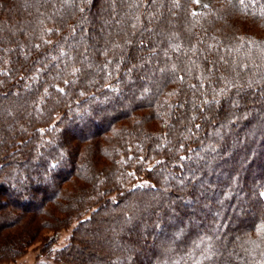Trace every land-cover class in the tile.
<instances>
[{
  "label": "trees",
  "instance_id": "16d2710c",
  "mask_svg": "<svg viewBox=\"0 0 264 264\" xmlns=\"http://www.w3.org/2000/svg\"><path fill=\"white\" fill-rule=\"evenodd\" d=\"M205 6L0 0V261L264 264V0Z\"/></svg>",
  "mask_w": 264,
  "mask_h": 264
},
{
  "label": "rangeland",
  "instance_id": "374dc122",
  "mask_svg": "<svg viewBox=\"0 0 264 264\" xmlns=\"http://www.w3.org/2000/svg\"><path fill=\"white\" fill-rule=\"evenodd\" d=\"M197 2L199 4V8H201L202 6L207 5L210 0H197ZM86 215L88 214H85L84 216ZM76 224L77 219L75 218L67 227H65L64 229L62 228L58 231V233L56 234V239L53 242L55 248L61 247L67 243L70 232ZM36 262H45L46 264H53L55 262L54 256H48V250H43L41 240L36 241L33 245L28 246V248L16 259L12 261L3 260L0 261V264H34Z\"/></svg>",
  "mask_w": 264,
  "mask_h": 264
},
{
  "label": "snow or ice",
  "instance_id": "6c2138e0",
  "mask_svg": "<svg viewBox=\"0 0 264 264\" xmlns=\"http://www.w3.org/2000/svg\"><path fill=\"white\" fill-rule=\"evenodd\" d=\"M240 3L243 4V3H244V0H240ZM205 7H207V6H205ZM105 67H106V65H105ZM76 71H78V70H76ZM181 79H182V78H181ZM65 83H68V81H65ZM59 91L63 92V89H59ZM215 102L218 103V101H215ZM234 103H235V102H234ZM196 127L199 128V125H196ZM181 159H184V158L182 157ZM140 187H143V185H141ZM260 196H261V197H264V192H261V193H260ZM259 231H261L262 233H264V225L261 226V228L259 229ZM209 258H210V257H209Z\"/></svg>",
  "mask_w": 264,
  "mask_h": 264
}]
</instances>
